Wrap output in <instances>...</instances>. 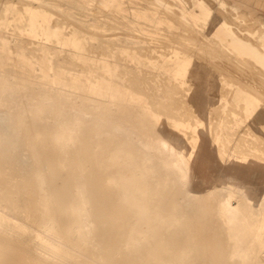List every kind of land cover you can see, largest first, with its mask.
I'll return each mask as SVG.
<instances>
[{"label":"rangeland","instance_id":"rangeland-1","mask_svg":"<svg viewBox=\"0 0 264 264\" xmlns=\"http://www.w3.org/2000/svg\"><path fill=\"white\" fill-rule=\"evenodd\" d=\"M31 2L33 4H31ZM214 8L217 10L219 8L220 13H218L217 10H215ZM220 9L224 13L226 12V15L222 14L223 12ZM175 10L177 11V13ZM238 12H241L240 15ZM201 13L202 15H200ZM43 15L45 16L43 17ZM192 15H198L197 20L194 19ZM214 15H219L220 19H223L222 21L224 22V24L231 28V30H229L230 33H226V31L219 32V29H217V27L214 25ZM226 16L231 20L227 21V19H224ZM118 19H120L121 21ZM179 19L181 22L179 21ZM248 20H250L251 23ZM246 21H248L249 23L247 22L245 24L244 22ZM238 22L240 23V25ZM58 23H60V25ZM104 23L107 24L105 25ZM110 23L114 24L115 26L111 27L112 25L110 26ZM180 23H184V25L186 24V27L183 24L181 25ZM32 24L34 25V27ZM38 26L40 28H38ZM93 27L94 30L92 31ZM187 27L189 29H192V31H195L194 35H192L193 32H191V30L186 29ZM95 29H97V31ZM180 33L182 36L180 35ZM185 33L191 34L186 35ZM244 33L246 35H241V38L240 34ZM48 35L51 37H49ZM184 35L186 36L184 37ZM187 36L190 37L188 38ZM219 36L221 38H219ZM192 37L194 38L193 40ZM197 37L200 40L196 39ZM200 37L202 38V40ZM229 37H232L234 39L237 38L238 43H240L239 41H241L242 43H245L247 47H252V45L253 47H255L256 45L258 47L260 45H264V0H0V76L6 79L7 82H11V84L17 83L19 79L23 80V84H21V87L16 91L11 93H5L0 90V94L6 97L9 103V115L18 114L22 110H25V112L28 114H33V110L37 104H39L40 102H46L45 99L38 98L37 95L40 93V89L43 87V85L47 83V78L58 76L59 81L57 83H54L55 87H61L66 91H74L76 93V95L71 98H64L63 96L59 97L58 95L56 96V101H61L66 106H73L83 103L91 110L96 111L97 113H102L101 115L103 117L108 116L107 113L103 112L104 110L115 111L119 108H122L123 106H126V104L131 105L127 107L128 110L131 112H140L143 111V108H147L148 110L153 112L149 111L150 113L148 112L142 115L132 113L128 116L131 120L132 127L136 128L137 130V132H130L131 134H127L128 140L132 143V148H139L140 144L138 142V138L152 132L151 130H149L147 125L149 122L154 123L158 127H165V125L167 124V120L169 122L170 127L177 126L178 128H181L180 133H185L186 135L188 134V132H186L187 129L191 130L193 128L196 119L203 118L204 121L202 123H206L207 126L210 128H208L207 130L208 135L209 133H211L207 140L211 141V148L206 149L207 151L205 152L206 154H204L205 159L202 165L205 167L206 174H208V181L212 184H217L221 181V178L219 176L217 164L214 163L213 160H211V157L214 155V153L221 154L224 152V150L233 151L236 150L238 147V151L246 150V153H250V155L257 156L259 159L260 157L261 159H264V148H262L264 147V140H262V138H264V129H262L264 128V120L260 122L259 127L255 128L252 126L253 124L251 125L253 120L252 116L250 114L244 116L243 114L246 105V100L244 99V96L247 95L252 96L254 102L257 103L262 109H264V101H262L264 100L262 99L264 98V91H262L264 90L262 89L264 88V71H262L264 70V68H262L259 64L255 62L256 59L254 60L248 48H246V52V50H242L240 49V47H236L237 42L232 41V38ZM248 37H250V39ZM179 39L180 41H178ZM203 39H205V41ZM189 40H192V42ZM92 41L94 46L92 45ZM199 41L200 43H198ZM207 41H211L209 42L211 44H215L216 42V44L211 45L208 44ZM225 41L229 44L225 43ZM166 42L168 43L166 44ZM217 42H219V46L221 44L223 48L221 46L219 48V46H217ZM182 43H185L186 45L188 43L189 46L191 45L189 47V50L188 45L186 46L185 44L183 45L186 48L183 47L185 48V50L183 48L182 50ZM80 44H83V47H81L82 45ZM201 44H203V46L205 44V48L209 46L208 49L203 50V52H201V48L204 49ZM95 45H97V47ZM229 45H233L234 47ZM100 46L102 47V49L100 48ZM135 46L138 48V50ZM212 46H217L219 49L217 47H214L213 50ZM93 47H96V49H94ZM146 47L148 49H146ZM228 47H232V49H229ZM193 48H195V51L193 50ZM209 48H211L210 50H212V54L217 57L214 58L215 60L213 59V55H207L210 58L212 56L211 61H208V59L210 60V58L206 57V53L209 51ZM85 49L87 50V52ZM88 49L92 51V53L89 52ZM141 49L143 51L142 53L140 51ZM226 49H229L231 51ZM102 50L104 51V53ZM1 51L3 54L1 53ZM191 52H193V54ZM197 52L198 54H201L197 56ZM210 52L208 53L211 54ZM216 52L218 54H215ZM237 52H239V54ZM120 53L123 54L121 55ZM202 53H205L203 54L205 56H202V58L204 59L201 58ZM235 53H237V55ZM115 54L118 56H116ZM47 55L50 57H48ZM217 55H219V57ZM238 55L242 56L237 58ZM212 59L214 61H212ZM92 61H94L95 63ZM206 61L208 62V64ZM55 62L57 64H55ZM213 62L216 63L213 64ZM109 63H111L112 65ZM194 63L200 64L203 70L209 71V76H207V79L209 81L206 88L202 92L204 93L202 96H198L199 92L196 90V88H198V85L196 83V79L194 78V72H192V67ZM217 63H219L221 66L218 67L219 65ZM254 63L256 64L254 65ZM215 64L217 68L215 67ZM94 65L98 66L94 67ZM140 65H142L143 67ZM239 65L241 66L239 67ZM257 65L262 69L259 68ZM19 66H21L24 70ZM4 67H6V69ZM229 69L231 72L229 71ZM28 71L31 72L29 73ZM133 71L135 73L132 74ZM142 71L144 72L141 73ZM127 73L131 75V78ZM231 73L233 75H231ZM236 76L237 78H239V80L236 78ZM102 77H104V79L109 82V85L115 87H124L125 89H127L128 93L132 95H141L143 97V100H139L136 98H121V91L119 90L115 91L113 97H109L108 90L90 91L75 86L77 82L83 86H86L89 81L94 82V80L102 79ZM234 78L236 80H233ZM131 81L133 82L132 84ZM134 83L136 85H134ZM137 83H139L140 87L137 86ZM170 84L172 86H169ZM109 85L106 84L105 88H107V86ZM167 85L169 86V88ZM175 85H177L178 87H176ZM218 85L220 86L218 87ZM242 85H244V88H246L247 86L248 89H243ZM170 87L172 89H170ZM180 87H182L183 89H181ZM174 88L178 89L175 90ZM148 89L150 90L149 92ZM255 89L256 91H254ZM250 90L253 92H250ZM27 91L30 92L33 97L31 95H27ZM167 91H169L168 95ZM254 92H257V94L260 93L259 96H261L259 97L256 94L254 95ZM210 95H213L212 98ZM154 96H156V99ZM171 96H174L175 98ZM181 96L183 97V100ZM165 97L168 99H165ZM169 98L171 100H169ZM172 98L175 99V101H172ZM173 102H177V106ZM180 102L183 103L181 104ZM185 102L191 104L188 105ZM92 103H105L106 105L93 106ZM140 103H144L146 106H136ZM166 104L169 106H167ZM172 104H174L175 107H172ZM203 104L205 105V107L203 106ZM214 104L215 106H213ZM132 105H134V107H132ZM154 105H156L155 108L153 107ZM183 105L184 107L186 105V108L190 107L187 109V111L191 110V113L187 112L186 108L185 110L182 109ZM194 105L196 109H193ZM201 105L203 107H200ZM209 106L213 107L210 111ZM166 108L170 113L167 114V110H165ZM214 109L217 111H215ZM164 110L166 112H164ZM174 110L176 113L174 112ZM171 112H174L173 115L175 116L171 115ZM183 112H185V116ZM208 112L210 113L208 114ZM181 113H183V115H181ZM189 117L192 119H190ZM158 118H163V122L161 120L158 121ZM225 118L230 119L227 121ZM141 119H143L142 122H140ZM210 119H213V123L210 122ZM200 121L201 120H197V122L199 123ZM50 123L52 124V116L48 108H45L44 111L37 117H35L33 120L35 130H41L44 126H47ZM213 124H215L216 127L213 126ZM248 124L251 125V127H249ZM178 125H180V127ZM211 128L213 131H210ZM240 128H242L243 131ZM0 129L2 131V135L0 136V192L11 196L17 189L19 191V187L21 184L25 186L23 192V195L25 194V200L23 202V205L20 206L18 209V217L23 218L26 217V215L29 213L31 202L36 195V192L34 191L33 186L29 180L30 175L36 170L47 172L50 168V164L47 163L43 158L37 160L34 159L31 152V148L27 143L26 130L24 131L22 129H19L12 121V119H0ZM228 131H230V133ZM235 132L237 134H235ZM119 134L126 135L124 132ZM235 135H238L237 139ZM258 135L261 137H258ZM245 138L250 141L245 140ZM251 138L254 141L256 140V138L259 139L256 140L255 142L257 143H255L251 140ZM229 143L232 146L229 147ZM217 144L220 145V147L222 145L223 146L220 148ZM234 144L236 145L233 146ZM259 145H261V148L259 147ZM49 147L50 144L47 143L46 149H49ZM103 156L107 159V152H105ZM86 159L87 160L85 162V165L90 168L92 165L88 162L89 158ZM153 165L156 168L155 173L164 172V166L161 163L153 162ZM106 167H108L107 171H114L117 168V165H108L107 163ZM107 171L104 170L103 174H106ZM101 182L105 187L107 186L106 180H103ZM154 189L162 191V193L158 195L160 200L157 205V208L161 210L162 213H166V209L172 206L174 200L179 201L182 204V207L185 208V222L190 224L189 227H186L185 229H189L191 233L195 235V239L198 241L197 252H200L202 254V256L199 258V263H238L237 258H234L230 261L225 260L223 258V250L228 247V235L226 233V228L223 226L220 213L217 209L219 195L216 191H212L209 194L203 196H193L191 197V200H189L190 197L185 194L184 187L175 178L168 179L167 184L165 186L160 184L157 185ZM116 213H118L119 215L122 214L121 211H118ZM25 228L26 229L15 230L10 228L6 223H0V264H52L50 262H38V260L35 258V253L36 250L39 249V247L35 244L32 239L33 227L25 222ZM176 229L179 230L180 228L177 226ZM43 253L47 252L43 250ZM262 258H264V254H262ZM261 263H264V260H262Z\"/></svg>","mask_w":264,"mask_h":264},{"label":"bare ground","instance_id":"bare-ground-1","mask_svg":"<svg viewBox=\"0 0 264 264\" xmlns=\"http://www.w3.org/2000/svg\"><path fill=\"white\" fill-rule=\"evenodd\" d=\"M28 3H29V1H28ZM108 3H110V2H108ZM31 4H33V3L31 2ZM102 4H104V3H102ZM42 7H43V5H42ZM64 7H66V6H64ZM111 7H110V9H111ZM116 8H114V9H116ZM226 8H227V6H226ZM215 10H217V9H215ZM175 11H174V13H175ZM179 11H180V9H179ZM217 12L220 13L219 8H218ZM229 12H230V9H229ZM176 13H177V11H176ZM240 13H239V15H240ZM222 14L226 15V12L225 13L223 12ZM181 15H183V14H181ZM200 15H202V13ZM44 16L45 15H43V17ZM186 16H187V14H186ZM192 16L194 19L197 20L198 15H192ZM243 16H244V14H243ZM115 17H116V15H115ZM177 18H178V16H177ZM180 19H179V21H180ZM224 19H227V21L231 20L227 16ZM32 20H35V19H32ZM118 20H120V19H118ZM222 20L223 19H220L219 15L213 16L214 25L217 27V29H219V32H225L226 31V33L227 32L230 33L229 30H231V28L229 26H226ZM248 21L250 22V20H248ZM248 21H246L244 23L246 24ZM71 22H73V21H71ZM76 22H80V21H76ZM182 22H184V21H182ZM58 24L60 25V23H58ZM180 24L184 25V23H180ZM35 25H36V23H35ZM101 25H103V24H101ZM239 25H240V23H239ZM79 26H81V25H79ZM110 26L113 27L115 25L110 23ZM254 26H256V25H254ZM33 27H34V25H33ZM88 27H90V26H88ZM108 27H109V23H108ZM38 28H40V27L38 26ZM186 29L188 30L189 28L187 27ZM232 29H233V27H232ZM93 30H94V27H93L92 31ZM95 30L97 31V29H95ZM189 30H191V32H193L192 35H194L195 31H192V29H189ZM259 30H260V27H259ZM122 31H119V32H122ZM125 33H127V32H125ZM175 33H177V32H175ZM182 34H183V32H182ZM185 34L190 35L191 33H185ZM236 34H237V31H236ZM41 35H42V32H41ZM180 35H181V33H180ZM186 35H184V37ZM241 35L245 36L246 34L245 33L240 34V36ZM36 37H38V36H36ZM49 37H51V36H49ZM85 38H86V36H85ZM219 38H221V37L219 36ZM229 38H232V37H229ZM241 38H242V36H241ZM248 38L250 39V37H248ZM134 39H136V38H134ZM193 39L194 38L192 37V40ZM196 39L200 40L198 37ZM206 39H208V38H206ZM192 40H189V41L192 42ZM201 40H202V38H201ZM203 40L205 41V39H203ZM223 40H224V38H223ZM237 40H238L237 38L236 39L232 38V41L237 42L236 47H238V48L240 47V49H242V50H246V48H248V50H250L254 60L256 59L255 62L257 64H259L262 68H264V45H262V46L260 45L258 47L256 45L258 42L257 41L256 44H254V45H256L255 47H253V45H252V47H247L245 43H242L241 41H239L240 43H238ZM175 41H177V40H175ZM178 41H180V39ZM115 42H117V41H115ZM209 42H211V41H209ZM209 42H208V44H211ZM219 42H217V46H219V44H218ZM221 42H222V40H221ZM167 43L168 42H166V44ZM185 43H182L181 49L183 47H185L183 45ZM198 43H200V41ZM225 43H228V42L225 41ZM225 43H224V45H225ZM90 44H91V42H90ZM215 44H216V42H215ZM215 44L213 43L211 45H215ZM252 44H253V42H252ZM80 45H82L81 47H83V44H80ZM87 45H88V43H87ZM87 45H85V46H87ZM92 45H93V41H92ZM187 45H188V43H187ZM201 45L203 46V44H201ZM201 45H199V46H201ZM95 46L97 47V45H95ZM101 46H100V48L102 49ZM190 46L188 45V50H189ZM217 46H212V49L214 47H217ZM220 46H221V44H220ZM220 46H219V48H220ZM226 46H227V44H226ZM229 46H233V45H229ZM87 47H86V49H87ZM96 47H93V48L96 49ZM203 47H204V49L200 47L202 49L201 52H203V50L208 49L209 46L207 48H205V44H204ZM221 47L223 48V46H221ZM100 48H98V49H100ZM185 48H183V49L185 50ZM191 48H190V50H191ZM228 48L232 49V47L231 48L228 47ZM89 49H91V48H89ZM146 49H148V48L146 47ZM210 49L211 48H209V51L208 50L207 51L208 52L211 51L210 52L211 54H209L206 51L207 52L206 57H208L207 55H213L214 56V54H212V50H210ZM229 49H226V50H229ZM78 50H79V48H78ZM137 50H138V48H137ZM193 50L195 51V48H193ZM215 50H216V48H215ZM48 51H51V50H48ZM93 51H95V50H93ZM140 51H141V53L143 52L142 49ZM197 51H198V49H197ZM219 51H221V50H219ZM229 51H231V50H229ZM236 51H237V49H236ZM23 52H25V51H23ZM86 52H87V50H86ZM89 52L92 53V51H90V50H89ZM222 52H223V49H222ZM227 52H226V54H227ZM246 52H247V50H246ZM1 53H2V51H1ZM103 53H104V51H103ZM191 53L193 54V52H191ZM237 53L239 54V52H237ZM237 53H235V54L237 55ZM106 54H107V52H106ZM120 54L122 55L123 53H120ZM200 54H198V52H197L196 55L198 56ZM203 54H205V53H202L201 58H202V56H205ZM215 54H218V53L216 52ZM247 55H248V53H247ZM116 56H118V55H116ZM217 56L219 57V55H217ZM240 56H242V55H240ZM240 56L238 55L237 58H239ZM252 56H250V57H252ZM48 57H50V56H48ZM233 57H234V54H233ZM208 58H210V57H208ZM211 58H212V56H211ZM211 58H210V60L208 59V61H211ZM214 58H217V57L214 56L213 59ZM202 59H204V58H202ZM213 59H212V61L215 60V59L214 60ZM33 61H35V60H33ZM57 61H59V60H57ZM75 61H76V59H75ZM46 62H47V60H46ZM92 62H94V61H92ZM214 63H216V62H213V64ZM219 63H217L219 65V66L217 65L218 67L221 66L220 65L221 63L220 64ZM252 63H253V61H252ZM256 63H254V65ZM55 64H57V63L55 62ZM109 64H111V63H109ZM207 64H208V62H207ZM211 64H212V62H211ZM229 64H231V63H229ZM61 65H63V64H61ZM235 65H238V64H235ZM96 66H98V65H96ZM96 66L94 65V67H96ZM140 66H142V65H140ZM240 66L241 65H239V67ZM19 67H21V66H19ZM215 67H216V64H215ZM261 67H259V68H261ZM4 68L6 69V67H4ZM102 68H104V67H102ZM192 69H193L192 72H194V78L196 79V83L198 85V88H196V90L199 92L198 96H202L204 94L202 92L206 88L208 81H209L207 79L208 78L207 76H209V71L203 70L201 65L198 63H194ZM7 70H8V68H7ZM75 70H77V69H75ZM111 71H112V68H111ZM229 71H230V69H229ZM262 71H264V70H262ZM80 72H82V71H80ZM143 72L144 71H142L141 73H143ZM133 73H135V72L133 71L132 74ZM232 73H231V75H233ZM95 74H96V72H95ZM256 74H257V72H256ZM142 75H144V74H142ZM129 76L131 78V75H129ZM147 76H148V74H147ZM133 78H132V80H133ZM236 78H237V76H236ZM137 79H138V77H137ZM150 79H151V77H150ZM237 79L239 80V78H237ZM233 80H236V79L234 78ZM58 81H59L58 76L47 78V81H46L47 83H45L43 85V87L40 89V93L37 95L38 98L45 99L46 102L45 103L40 102L39 104H37L33 110V114H28L25 112V110H22L18 114L9 115V112H8L9 103H8L6 97H4V96H2V94H0V119H5V118L6 119L7 118L12 119V121L15 123V125L19 129H22L24 131L26 130L27 143H28L29 147L31 148V152H32L34 159L37 160V159L43 158L47 163L50 164V168L48 169L47 172H44L41 170H36L30 175L29 180L33 186L34 191L36 192V195L31 202L30 211L26 215V217H23V218L18 217L19 216V210L18 209L20 206L23 205V202L25 200V198H24L25 194L23 195L25 186L23 184L20 185L21 188L19 187V191L17 189L14 192L15 194L13 193L11 196H9L8 194L0 192V223H6L10 228L15 229V230L26 229L25 228V222L33 227L32 239L35 242V244L39 247V249H37L36 253H35V258L38 260V262H42V263L43 262L44 263L50 262L52 264H204L202 262H200V263L198 262V261H200L199 258L202 256V254L200 252H197L198 251L197 250L198 249V247H197L198 241L195 239V235H193L189 229H185L186 227H189L190 224L185 222V220H186L185 219L186 217L184 215L185 208L182 207V204L179 201L174 200L172 206L166 209V213H162L161 210H159L157 208L158 202L160 200L158 195H160L162 193V191L156 190L154 188L160 184L165 186L167 184L168 179L175 178L184 187L185 194L190 197L189 200H191V197H193V196H203V195L209 194L212 191H216L217 194L219 195L218 208L217 209L220 213V216H221L222 222H223V226L226 228V233L228 235V240H227L228 247H226L223 250V253H224L223 258L225 260L230 261V260H233L234 258H237L238 263H236V264H264V263H261V261L264 260V258H262V254H264V159H261V157L259 159L257 156L250 155V153H246L247 152L246 150L245 151H238L237 150L238 147L236 150H233V151L227 149L228 151L224 150V152L221 154H218V153L215 154L214 153V155L211 157V160H213L214 163L217 164L221 181L217 184H212L208 181L209 180L208 174H206L205 167L202 165V163L204 162V159H205L204 154H206L205 153L207 151L206 149L211 148V141L207 140V138L209 137V135L211 133H209V135H208L207 130L209 127L207 126L206 123H202L204 121L203 118L196 119L195 124L193 125V128L191 130L187 129L186 132H188V134H186V135H185V133H180L181 128H178L177 126L170 127L169 122L167 120H166L167 124L165 125V127H158L154 123L149 122L147 125H148L149 130H151L152 132L145 135V136H141L138 138V142L140 144L139 148H132V143H131V141L128 140L127 134L130 132H137V130H136V128L132 127L131 120L128 116L132 113H136V114H140V115L146 114L150 110L142 107L143 111L131 112L127 108L128 106H131V105L126 104V106H123L122 108H119L118 110H115V111L114 110L113 111L112 110H109V111L104 110L103 112L107 113L108 116L103 117L101 115L102 113H97L96 111L91 110L89 107H87L83 103L73 105V106H66L61 101H56V96L58 95L59 97L63 96L64 98H71V97L75 96L76 93L74 91H66V90L62 89L61 87H55L54 83H57ZM159 81H160V78H159ZM163 81H165V80H163ZM132 83L133 82L131 81V84ZM147 83H148V80H147ZM21 84H23V80H21V79H19L17 81V83L11 84V82L10 83L7 82L6 79H4L2 76H0V90L2 92H5V93L14 92L21 87L20 86ZM106 84L109 85V82L107 80H105L104 77H102V79H96V80H94V82L89 81L86 86H83V85L79 84L78 82H77V84H75V86L78 88H83V89H87L90 91L108 90V92H109L108 96L109 97H113L114 96L113 94L115 93V91L119 90V91H121V95H120L121 98H136L139 100H143V97L141 95H132V94L128 93L127 89H125L124 87H115V86L109 85V86H107V88H105ZM137 84H138L137 86L140 87L139 83H137ZM171 84L169 86L173 85V84L172 85ZM134 85H136V84L134 83ZM177 85H175V86L178 87ZM169 86H168V88H169ZM219 86L220 85H218V87ZM242 86H243V89H248L247 86H246V88H244V85H242ZM251 86H253V85H251ZM160 88H161V85H160ZM180 88L183 89L182 87H180ZM149 89H151V88H149ZM149 89H148V92L150 91ZM170 89H172V88L170 87ZM177 89H175V90H177ZM262 89H264V88H262ZM260 90H261V88H260ZM254 91H256V89ZM262 91H264V90H262ZM153 92H155V91H153ZM168 92L169 91H167V95H168ZM250 92H253V91L250 90ZM257 92H258V90H257ZM257 92H254V95L256 94L259 96L260 93L257 94ZM217 93H218V91H217ZM27 95L30 96L31 93L27 91ZM31 96L33 97V95H31ZM156 96H154L155 99H156ZM174 96H171V97H174ZM212 96H211V98H212ZM178 98H180V97H178ZM184 98H186V97H184ZM165 99H168V98L165 97ZM244 99L246 100L245 109L243 111L244 116L250 114L253 118L251 125L253 124L252 126L255 128L259 127L260 122L262 120H264V109H262L257 103L254 102V99L252 98V96H248V95L244 96ZM262 99H264V98H262ZM150 100H152V99H150ZM169 100H171V99L169 98ZM173 100L175 101V99L172 98V101ZM179 100H181V99H179ZM182 100H183V97H182ZM262 101H264V100H262ZM168 102H170V101H168ZM177 102H173V103H175V105L177 106ZM183 102H180V103L182 104ZM185 103L188 104L187 102H185ZM200 103H202V102H200ZM189 104H191V103H189ZM92 105L93 106H101V105H106V104L105 103H101V104L100 103H92ZM162 105H163V103H162ZM175 105L172 104V107L173 106L175 107ZM188 105H187V107H188ZM240 105H242V104H240ZM136 106H146V105L144 103H140L139 105H136ZM155 106L156 105H154L153 107L155 108ZM167 106H169V105H167ZM203 106L205 107L204 104H203ZM203 106L201 105L200 107H203ZM213 106H215V104ZM132 107H134V105H132ZM182 107H183L182 109L185 110L186 105H185V107H184V105ZM209 107L208 108L210 111L211 108H213V107L212 106H209ZM45 108H48V110L51 113L52 124L50 123L49 125L44 126L41 130H35L34 125H33V120L35 117H37L39 114H41ZM188 108H190V107H188ZM188 108H186V111ZM193 109H196L195 105L193 106ZM193 109H192V112H193ZM219 109H218V111H219ZM232 109H234V108H232ZM165 110H167V108ZM165 110H164V112H166ZM190 111L188 110L187 112H190ZM215 111H217V110H215ZM235 111H236V109H235ZM150 112H153V111H150ZM174 112H175V110H174ZM174 112H171L172 113L171 115H173ZM168 113H170V112L167 110V114ZM183 113L185 116V112H183ZM183 113H181V115H183ZM209 113L210 112H208V114ZM173 116H175V115H173ZM187 116H188V114H187ZM196 117H198V116H196ZM166 118H167V116H166ZM230 118H228V119L225 118V119L228 121ZM190 119H192V118H190ZM157 120L158 121L161 120L163 122V118H158ZM197 120H201L200 123L197 122ZM212 120L210 121L211 123H213ZM142 121H143V119L140 120V122H142ZM164 122H165V120H164ZM190 123H191V121H190ZM251 125H249V127H251ZM178 126L180 127V125H178ZM183 126H184V124H183ZM213 126H215V124H213ZM84 127H86V128H84ZM219 127H220V125H219ZM212 128H214V127H212ZM212 128L210 131H213ZM182 129H183V127H182ZM240 129L242 130V128H240ZM262 129H264V128H262ZM123 132L126 135L119 134V133H123ZM228 132L230 133V131H228ZM252 133H254V132H252ZM235 134H237V133L235 132ZM1 135H2V131L0 129V136ZM237 136H236V139H237ZM258 137H261V136L258 135ZM249 138H250V136H249ZM243 139H244V137H243ZM258 139L256 138V140H258ZM245 140H248V139L245 138ZM251 140H252V138H251ZM262 140H264V138H262ZM248 141H250V140H248ZM252 141L255 142L254 140H252ZM258 142H260V141H258ZM47 143L50 144L49 149H46ZM237 143H238V141H237ZM255 143H257V142H255ZM235 145L236 144H234L233 146H235ZM261 145H262V143H261ZM261 145H259V147ZM230 146H232V145H230V143H229V147ZM245 146H247V145H245ZM218 147H220V145H218ZM240 147H241V144H240ZM255 148H256V146H255ZM262 148H264V147H262ZM241 149H243V148H241ZM244 149H245V147H244ZM105 152H107V159L103 156ZM259 155H260V153H259ZM86 158H89L88 162H89V164L92 165L90 168H88L85 165V162L87 160ZM258 159H259V161H258ZM153 162L161 163L164 166V172L163 173H158V172L155 173L156 168L153 165ZM107 163H108V165L109 164H111V165L116 164L117 168L114 171H109V170L107 171V169H108V167H106ZM104 170L107 171L106 174H103ZM103 180L107 181L106 187L101 182ZM118 211H121L122 214L119 215L118 213H116ZM177 226L180 228L179 230L176 229ZM43 250L46 251L47 253H43Z\"/></svg>","mask_w":264,"mask_h":264}]
</instances>
